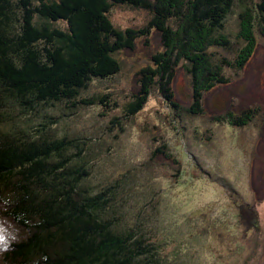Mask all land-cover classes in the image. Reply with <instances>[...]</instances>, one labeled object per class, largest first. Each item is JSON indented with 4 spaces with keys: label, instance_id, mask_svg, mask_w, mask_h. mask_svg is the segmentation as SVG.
Listing matches in <instances>:
<instances>
[{
    "label": "trees",
    "instance_id": "1",
    "mask_svg": "<svg viewBox=\"0 0 264 264\" xmlns=\"http://www.w3.org/2000/svg\"><path fill=\"white\" fill-rule=\"evenodd\" d=\"M117 7L146 11L151 19L120 29L111 19ZM234 7L239 29L232 35ZM262 26L264 0H0V264H178L163 256L149 217H140L152 192L135 214L128 211L119 197L133 186L132 175L90 183L102 179L96 165L112 146L94 127L67 131L86 110L117 108L112 93L94 96L92 88L115 85L123 70L118 56L133 52L136 41L147 47L152 32L160 50L139 71L140 89L124 119L141 112L152 90L179 116L184 112L171 86L178 57L187 61L192 83L202 85L186 112L194 118L204 92L227 85L226 72L242 71L264 39ZM219 49L235 58H221ZM258 111L215 118L238 131ZM114 131L118 143L126 132L118 119L106 129Z\"/></svg>",
    "mask_w": 264,
    "mask_h": 264
},
{
    "label": "rangeland",
    "instance_id": "2",
    "mask_svg": "<svg viewBox=\"0 0 264 264\" xmlns=\"http://www.w3.org/2000/svg\"><path fill=\"white\" fill-rule=\"evenodd\" d=\"M233 11L227 24L232 35L239 29V8ZM111 19L120 29H138L146 25L151 14L117 7ZM151 34L147 47L142 40L136 41L133 52L118 56L123 70L115 85L92 88L94 96L112 93L117 108L86 110L67 131L94 127L98 137L112 146V152L103 156L105 162L96 165L102 179L95 181L93 177L90 183L122 173L132 175L133 186L119 199L123 198L122 205L134 214L136 206L146 199L145 193L152 192L154 198L144 204L140 217H149L148 231L156 234L167 259L175 256L178 264H264V39L258 38L242 71L226 72L230 78L227 85L203 93L197 103L201 113L194 118H188L186 112L196 104L192 96L202 85L192 83L187 61L178 57L171 86L176 103L184 111L181 117L158 91L152 90L141 112L124 119L130 96L140 89L139 71L148 67L151 56L160 50L159 34ZM217 51L221 58H235L233 53ZM250 108L259 109V114L247 128L228 131L216 121L215 116L234 117ZM114 119L126 129L118 143L113 140L117 131L106 132ZM158 138L164 145L160 153L156 151L161 141L154 142ZM190 161L198 168L190 166Z\"/></svg>",
    "mask_w": 264,
    "mask_h": 264
},
{
    "label": "bare ground",
    "instance_id": "3",
    "mask_svg": "<svg viewBox=\"0 0 264 264\" xmlns=\"http://www.w3.org/2000/svg\"><path fill=\"white\" fill-rule=\"evenodd\" d=\"M206 83H207V82H206ZM204 85H205V84H204ZM260 116H261V115H260ZM215 117H216V116H215ZM216 119H217V118H216ZM221 120H222V119H221ZM259 128H260V127H259ZM262 128H263V127H262ZM256 151H257V150H256ZM263 190H264V189H263ZM263 190H262V191H263ZM253 205H254V204H253ZM261 207H262V206H261ZM251 208H252V206H251ZM243 210H244V209H243ZM243 210H242V211H243ZM259 210H260V208H259ZM261 210H262V208H261ZM248 211H249V210H248ZM244 217H245V215H244ZM259 224H260V223H259ZM249 225H250V224H249ZM259 226H260V225H259Z\"/></svg>",
    "mask_w": 264,
    "mask_h": 264
}]
</instances>
